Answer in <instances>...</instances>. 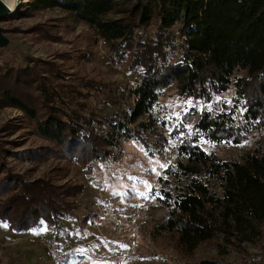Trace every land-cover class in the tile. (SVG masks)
<instances>
[{
    "label": "trees",
    "instance_id": "16d2710c",
    "mask_svg": "<svg viewBox=\"0 0 264 264\" xmlns=\"http://www.w3.org/2000/svg\"><path fill=\"white\" fill-rule=\"evenodd\" d=\"M48 9L104 37L115 62L141 81L127 108L100 113L90 102L100 80L73 73L65 81L56 62L18 65L4 60L0 48V109L24 114L20 123L0 128V222L17 232L49 225L58 236L84 191L80 181L66 180L71 165L91 173L98 161L123 153L124 138H137L144 128L157 133L154 110L171 86L209 101L234 85L228 110L203 109L190 132L172 133L179 136V156L158 177L155 190L169 214L157 227L176 234L188 252L213 244L225 253L250 241L264 223V150L228 159L199 142L240 143L264 128V0H28L29 14ZM24 127L51 144L30 149L31 158L66 160L55 179L27 180L7 167L5 157L17 143L1 134Z\"/></svg>",
    "mask_w": 264,
    "mask_h": 264
},
{
    "label": "rangeland",
    "instance_id": "374dc122",
    "mask_svg": "<svg viewBox=\"0 0 264 264\" xmlns=\"http://www.w3.org/2000/svg\"><path fill=\"white\" fill-rule=\"evenodd\" d=\"M27 3L23 0L16 14L0 20L10 39L8 46L3 47L4 60L18 65L33 59L54 61L65 81L73 73L100 80V90L90 101L100 113H113L132 104L131 89L140 83L139 74L117 64L109 44L101 48L98 33L57 9L29 14ZM109 59L112 65L107 63ZM234 95V85L209 101L182 96L175 86L166 89L154 110L157 133L144 128L137 138H124L123 153L98 161L91 173L83 171L84 165L70 166L66 180L80 181L84 191L78 198L79 208L63 220L59 236L49 225L36 231L17 232L0 222V264H203L205 261L264 264V223L250 241L228 247L225 253L213 244H202L193 252L185 251L179 246L176 234L157 227L169 214V208L159 200L160 192L155 190L159 187L158 177L179 156V136L172 133L181 128L190 132L203 109L228 110ZM23 116L16 108L0 109V128L20 123ZM28 131L24 127L17 133L2 132L7 143H17L7 144L10 145L5 157L7 167L27 180L55 179L66 166V160L57 156L31 158L30 149L37 150L50 143ZM140 137L147 139L149 145ZM199 144L209 153L238 159L256 147L264 150V128L250 132L240 143H212L202 139ZM37 235L56 241L61 250L67 251L66 257L51 260Z\"/></svg>",
    "mask_w": 264,
    "mask_h": 264
},
{
    "label": "built area",
    "instance_id": "2783aa9c",
    "mask_svg": "<svg viewBox=\"0 0 264 264\" xmlns=\"http://www.w3.org/2000/svg\"><path fill=\"white\" fill-rule=\"evenodd\" d=\"M27 2H28V0H27ZM27 6H28V3H27ZM99 38H100L99 43H100L101 48L102 47L106 48L107 47V41L105 40V38L102 37L100 34H99ZM102 52H104V55H106V51L104 48L102 49ZM107 63L110 65L113 64L111 59H109V61H107ZM36 238L46 248L51 260L63 259L66 257L67 251L61 250L59 244L56 241L51 240V239L45 237L44 235H37Z\"/></svg>",
    "mask_w": 264,
    "mask_h": 264
},
{
    "label": "water",
    "instance_id": "95a60500",
    "mask_svg": "<svg viewBox=\"0 0 264 264\" xmlns=\"http://www.w3.org/2000/svg\"><path fill=\"white\" fill-rule=\"evenodd\" d=\"M7 15H12L10 7L3 1L0 0V19ZM10 39L7 37L4 28L0 26V48L8 46Z\"/></svg>",
    "mask_w": 264,
    "mask_h": 264
},
{
    "label": "bare ground",
    "instance_id": "6f19581e",
    "mask_svg": "<svg viewBox=\"0 0 264 264\" xmlns=\"http://www.w3.org/2000/svg\"><path fill=\"white\" fill-rule=\"evenodd\" d=\"M9 7L11 10V14L14 15L16 14L20 8L22 7V2L23 0H3Z\"/></svg>",
    "mask_w": 264,
    "mask_h": 264
},
{
    "label": "snow or ice",
    "instance_id": "6c2138e0",
    "mask_svg": "<svg viewBox=\"0 0 264 264\" xmlns=\"http://www.w3.org/2000/svg\"><path fill=\"white\" fill-rule=\"evenodd\" d=\"M162 167H164V166H162ZM149 187V191H151V185H149L148 186ZM141 195H145V194H143V193H141ZM157 195H158V193H157ZM4 227H7V225L5 224V225H3ZM42 231H45L46 229H41ZM126 247V246H125Z\"/></svg>",
    "mask_w": 264,
    "mask_h": 264
},
{
    "label": "crops",
    "instance_id": "0c3cea01",
    "mask_svg": "<svg viewBox=\"0 0 264 264\" xmlns=\"http://www.w3.org/2000/svg\"><path fill=\"white\" fill-rule=\"evenodd\" d=\"M63 227V226H62ZM49 228H51V227H49ZM54 233H57V231L54 229V231H53ZM60 230L58 231V236H59V234H60Z\"/></svg>",
    "mask_w": 264,
    "mask_h": 264
}]
</instances>
